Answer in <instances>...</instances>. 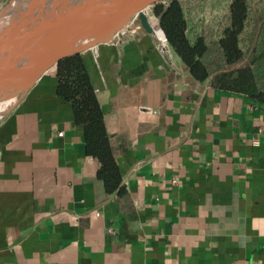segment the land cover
I'll return each instance as SVG.
<instances>
[{
  "label": "crops",
  "instance_id": "crops-1",
  "mask_svg": "<svg viewBox=\"0 0 264 264\" xmlns=\"http://www.w3.org/2000/svg\"><path fill=\"white\" fill-rule=\"evenodd\" d=\"M167 46L127 35L81 54L121 193L57 67L0 119V264H264V104Z\"/></svg>",
  "mask_w": 264,
  "mask_h": 264
},
{
  "label": "trees",
  "instance_id": "trees-1",
  "mask_svg": "<svg viewBox=\"0 0 264 264\" xmlns=\"http://www.w3.org/2000/svg\"><path fill=\"white\" fill-rule=\"evenodd\" d=\"M199 13L194 12L193 16L192 12H187L181 0L162 1L154 7L167 41L195 79L203 81L211 77L215 86L246 94L264 104V13L251 30L253 14L248 0H231L223 20L216 16L220 12L211 13L214 20L210 19L209 12H202L206 16L200 23ZM213 22L222 26L209 27V33L200 30L199 27L211 26ZM214 52L219 53V62L211 59ZM57 77L58 93L72 103L75 120L84 127L87 152L100 161L98 174L106 191L123 192L122 175L104 112L83 56L78 54L61 60Z\"/></svg>",
  "mask_w": 264,
  "mask_h": 264
},
{
  "label": "water",
  "instance_id": "water-1",
  "mask_svg": "<svg viewBox=\"0 0 264 264\" xmlns=\"http://www.w3.org/2000/svg\"><path fill=\"white\" fill-rule=\"evenodd\" d=\"M162 1L9 0L0 9V102L17 101L0 119L67 57L127 35H151L167 50L151 23L154 7Z\"/></svg>",
  "mask_w": 264,
  "mask_h": 264
},
{
  "label": "rangeland",
  "instance_id": "rangeland-1",
  "mask_svg": "<svg viewBox=\"0 0 264 264\" xmlns=\"http://www.w3.org/2000/svg\"><path fill=\"white\" fill-rule=\"evenodd\" d=\"M164 2H167V0H163ZM185 4V8L187 12H192L194 16V12H200L198 15V18L200 19V23L202 18H205V14L202 12H209L210 19L214 20L215 16L211 14L212 12H220L216 16H220L221 20L226 18L227 12H228V5L231 0H181ZM9 0H0V6H3L7 4ZM249 6H250V12H252V20H250L249 28L254 29L256 26L257 18H261V13H264V0H248ZM216 4V5H215ZM214 18V19H213ZM156 22L158 24V27L160 28L158 19H156ZM216 23H212L211 26H202L199 27L201 31L208 32L211 31L210 28H220L222 25H215ZM214 25V26H213ZM153 26V25H152ZM210 27V28H209ZM163 35V34H162ZM119 39V38H118ZM160 41V40H158ZM245 44V42H243ZM213 61L219 62L220 56L218 52H214L212 54ZM215 68V66H213Z\"/></svg>",
  "mask_w": 264,
  "mask_h": 264
},
{
  "label": "bare ground",
  "instance_id": "bare-ground-1",
  "mask_svg": "<svg viewBox=\"0 0 264 264\" xmlns=\"http://www.w3.org/2000/svg\"><path fill=\"white\" fill-rule=\"evenodd\" d=\"M152 17L153 18H151V23H152L153 28H154V34L158 40H162L161 29L158 27V24L156 22V18L153 15H152ZM16 101H17V98L13 97L11 99L0 102V115L2 112L9 110V108L12 107Z\"/></svg>",
  "mask_w": 264,
  "mask_h": 264
},
{
  "label": "built area",
  "instance_id": "built-area-1",
  "mask_svg": "<svg viewBox=\"0 0 264 264\" xmlns=\"http://www.w3.org/2000/svg\"><path fill=\"white\" fill-rule=\"evenodd\" d=\"M164 2V1H163ZM156 19H158V17L157 16H155V15H153ZM153 18V17H152ZM166 42H167V45L169 44V42L166 40Z\"/></svg>",
  "mask_w": 264,
  "mask_h": 264
}]
</instances>
